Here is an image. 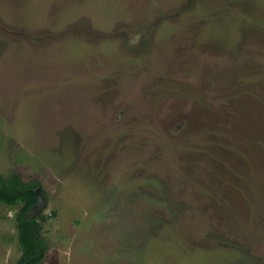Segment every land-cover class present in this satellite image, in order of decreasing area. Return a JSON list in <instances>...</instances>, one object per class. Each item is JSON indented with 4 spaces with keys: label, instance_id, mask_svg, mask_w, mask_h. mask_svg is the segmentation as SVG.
I'll list each match as a JSON object with an SVG mask.
<instances>
[{
    "label": "rangeland",
    "instance_id": "1",
    "mask_svg": "<svg viewBox=\"0 0 264 264\" xmlns=\"http://www.w3.org/2000/svg\"><path fill=\"white\" fill-rule=\"evenodd\" d=\"M12 171L46 199L39 264H264V0H0Z\"/></svg>",
    "mask_w": 264,
    "mask_h": 264
},
{
    "label": "trees",
    "instance_id": "2",
    "mask_svg": "<svg viewBox=\"0 0 264 264\" xmlns=\"http://www.w3.org/2000/svg\"><path fill=\"white\" fill-rule=\"evenodd\" d=\"M39 186L37 180L23 181L14 171L0 175V203L18 207L15 220L20 256L16 264H39L45 255L47 245L41 235V223L45 221L43 212L32 219L26 218L37 201L35 189Z\"/></svg>",
    "mask_w": 264,
    "mask_h": 264
},
{
    "label": "water",
    "instance_id": "3",
    "mask_svg": "<svg viewBox=\"0 0 264 264\" xmlns=\"http://www.w3.org/2000/svg\"><path fill=\"white\" fill-rule=\"evenodd\" d=\"M35 194L37 197V201L34 205L31 206V208L27 212L26 214L27 219H32L36 217L40 212L43 211V209L46 206V199L40 187H37L35 189Z\"/></svg>",
    "mask_w": 264,
    "mask_h": 264
}]
</instances>
